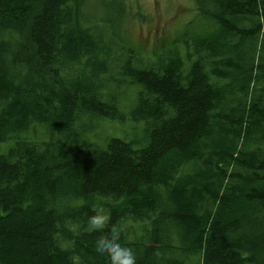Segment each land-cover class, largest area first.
I'll return each mask as SVG.
<instances>
[{"label": "trees", "instance_id": "trees-1", "mask_svg": "<svg viewBox=\"0 0 264 264\" xmlns=\"http://www.w3.org/2000/svg\"><path fill=\"white\" fill-rule=\"evenodd\" d=\"M83 1L0 0V145L15 141L0 154V264H108L96 242L113 226L136 264H180L164 225L200 264H264V217L243 234L264 212V0H196L208 30L142 63L104 38L113 19L83 26ZM130 119L134 137L109 132ZM34 125L48 141L18 139ZM133 224L151 225L144 244Z\"/></svg>", "mask_w": 264, "mask_h": 264}, {"label": "rangeland", "instance_id": "rangeland-1", "mask_svg": "<svg viewBox=\"0 0 264 264\" xmlns=\"http://www.w3.org/2000/svg\"><path fill=\"white\" fill-rule=\"evenodd\" d=\"M113 1V2H111ZM84 3V5H83ZM82 12L83 20L81 21L84 27L96 26L101 24V19H113L116 23V34H106L102 29L104 38L110 42L116 41L119 50H116L114 43L110 46V53L124 58L130 56L139 62L151 61L154 62L158 57L164 56L172 45L181 39L190 42L192 34L206 32L210 23L207 24L200 18L196 12V0H86L83 1ZM122 16L116 18L114 14L118 12ZM126 17V19H124ZM131 42V43H130ZM179 52L182 58L185 59L186 51L183 45H177L174 48ZM185 69L188 67V62L185 61ZM119 65L111 66L110 72H116ZM107 79V78H104ZM115 87L110 85L109 90ZM139 86H132L127 92L123 93L118 101V108L126 112L135 104V95L141 92ZM81 120V121H79ZM92 120L89 113L78 115L76 119V129H79L81 124H88ZM132 120H127L124 127L127 131L116 128L114 133L119 138H132L136 135L132 131ZM107 125L104 126V129ZM81 134V132H80ZM50 133L43 125H34L31 127L28 134H21L18 139H26L33 143H43L49 140ZM101 135V142H103ZM15 141L0 145V154H6L10 148H13ZM264 217V212L252 213L247 212L245 220L250 221L243 228V234L248 235L249 226L257 224L254 220H259ZM170 237V246L172 251L167 253L166 258H179L180 264H199L201 261L200 254H182V249L179 247L176 229L164 225ZM251 226V227H252ZM141 227H147L145 224H133L132 229L135 232L134 237L130 238V242H139L144 244L147 239V228L141 230ZM252 227V229H253ZM164 242V240H163ZM165 264V263H163Z\"/></svg>", "mask_w": 264, "mask_h": 264}, {"label": "clouds", "instance_id": "clouds-1", "mask_svg": "<svg viewBox=\"0 0 264 264\" xmlns=\"http://www.w3.org/2000/svg\"><path fill=\"white\" fill-rule=\"evenodd\" d=\"M110 217L103 210H96L94 215L88 217L89 230L100 233L107 227ZM121 230L113 226L106 235L97 239V251L101 256L108 258V264H136L133 249L123 247L119 243Z\"/></svg>", "mask_w": 264, "mask_h": 264}, {"label": "bare ground", "instance_id": "bare-ground-1", "mask_svg": "<svg viewBox=\"0 0 264 264\" xmlns=\"http://www.w3.org/2000/svg\"><path fill=\"white\" fill-rule=\"evenodd\" d=\"M80 115V114H79Z\"/></svg>", "mask_w": 264, "mask_h": 264}]
</instances>
